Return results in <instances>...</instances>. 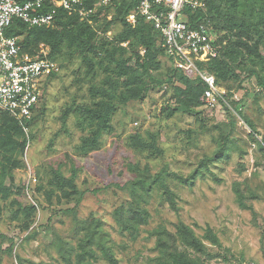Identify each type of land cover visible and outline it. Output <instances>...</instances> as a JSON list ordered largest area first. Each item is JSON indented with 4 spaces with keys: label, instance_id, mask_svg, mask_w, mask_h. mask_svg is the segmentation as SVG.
<instances>
[{
    "label": "rangeland",
    "instance_id": "374dc122",
    "mask_svg": "<svg viewBox=\"0 0 264 264\" xmlns=\"http://www.w3.org/2000/svg\"><path fill=\"white\" fill-rule=\"evenodd\" d=\"M215 3L227 18H244L248 10L247 1L233 11L225 0ZM114 15L110 5L93 16L89 25L96 45L123 31L122 21L112 23ZM209 15L218 48L222 52L230 50L236 66L235 77L218 83L226 93L225 103L210 108L200 99L189 113H181L178 101L184 97L178 90L183 91L185 86L179 81L165 82L172 69L168 59L157 55L145 75L131 58L137 53L142 58L144 50L128 47L124 54L116 52L115 60L131 58L127 64L142 74L150 89L142 99L117 108L110 132L102 137L98 150L85 155L80 154L79 145L86 133L77 128L76 116L65 117L66 111L73 104H90V87L99 86L115 66L105 71L104 54L81 53L73 48L64 51L56 62V75L46 81L38 119L25 150L11 154L0 150V164L11 156L16 165L9 166L13 184L3 179L10 195L0 201V264H18L17 258L23 264H64L58 253L60 242L78 252V243L84 241L90 228L95 231L93 258L87 255L85 262L112 264V258L114 264H153L150 259L157 256L153 231L165 226L174 232L178 222L190 226L204 243L210 255L209 260L202 257L205 264H264V87L251 76L250 68L259 69L263 78L264 69L253 66L252 56L238 44L240 39L253 45L257 36L239 34L213 10ZM109 27L110 31L105 32ZM258 49L264 60V47ZM86 59L95 68L92 74L87 73ZM157 82L161 85L155 86ZM169 110H174L171 117L167 116ZM245 121L252 123L254 131ZM146 132L158 135L160 157L146 158L128 148L129 135ZM224 138L228 139V153L208 168L199 167L203 159L214 156ZM198 167L203 176L198 174L192 185L184 183L183 179ZM49 168H60L66 177L76 175V187L83 193L78 205L62 198L59 201V193L48 200L46 190L38 189L46 187ZM159 173L166 175L174 208L164 196L163 187L155 184L148 202L141 203L149 212L148 222L136 226L128 220L134 209L129 187ZM137 188V194L143 195ZM28 205L36 207L28 231L33 233L30 239L25 238L28 232L22 231V224L13 220L14 213ZM121 208L123 214L117 217L115 211ZM208 230L219 247L204 237ZM12 243L10 256L6 249Z\"/></svg>",
    "mask_w": 264,
    "mask_h": 264
},
{
    "label": "trees",
    "instance_id": "16d2710c",
    "mask_svg": "<svg viewBox=\"0 0 264 264\" xmlns=\"http://www.w3.org/2000/svg\"><path fill=\"white\" fill-rule=\"evenodd\" d=\"M205 2L204 9H198L196 11H189L186 9L185 14L191 27L199 20L200 23H204L210 28L215 35V29L211 25L210 11H215L217 16L222 17L229 23L230 28L236 29L237 32L243 36H247L254 33L257 38L253 45L246 43L245 41L238 40L239 46L245 48V52L252 56L250 59L253 61V66H257L260 69H264V60L260 55L259 46L264 47V0H225L226 4L231 6L232 11L237 9V6H243L246 1L248 4V10L244 15V18H227L219 13V7L216 5L215 0H199ZM51 0H45L43 12L49 11L52 7ZM100 0H84V4L87 8H91L94 4H98ZM139 0H111L108 6H112L115 15L112 20L122 21L124 26L123 31L109 40V38L99 45H96L93 41L95 33L90 29V23L80 21L78 16L68 15L62 9L57 11L56 20L51 27H30L21 21L14 20L10 27L6 31V36L18 38L17 42L20 47V53L26 54L29 57H35V53L38 47H47V58L56 62L63 57L64 51L73 48L76 51L84 53L89 51L97 55L104 54V60L107 65L105 71H108L110 65H114L115 69L112 70V74H107L99 86L92 85L89 90L91 99L90 104L84 103L83 105L73 104L66 111L65 117L69 114L76 116V126L86 136L80 141L79 151L80 154H88L98 150L100 147L102 137L110 132L111 120L119 106H123L131 101H137L144 97L146 91L150 89L151 85H148L143 81L142 74L137 70L129 67L127 62L134 58L135 63L139 69L143 70V74L147 75L150 64H154V59L157 55H164L168 61L172 64V69L167 75L166 83L172 84L174 81H179L185 86L183 91H179L184 97L183 101H178V111L181 113H189L192 107L199 105V100L202 99L203 92L206 88L201 79H188L184 74L176 69L173 65L172 58L168 57L161 47V37L156 32L152 25L146 22L140 16L135 17L133 24L127 21V16L137 9ZM108 6H97L95 14L98 16L104 11V8ZM94 14V15H95ZM92 15L90 21L95 17ZM112 25V24H111ZM110 31V27L105 29V32ZM21 40L19 41V39ZM215 45L218 48V42L215 39ZM112 43H116L112 45ZM122 44H126L125 47ZM142 48L144 50V56L132 54L130 59H118L115 60L114 54L120 52L125 53L126 48ZM67 52H70L67 51ZM142 59L140 62L139 60ZM234 58L232 52H222L218 48V56L215 59L210 60L207 63H199L198 68L214 76L217 86L221 81H226L236 76V66L233 63ZM87 66H89L87 73H94L95 68L89 60H85ZM100 65V64H99ZM251 76L255 77L258 84L264 87V78L261 77L259 69L256 67L250 68ZM129 73V74H128ZM114 74L115 78L112 76ZM56 74L52 73L43 81L41 85V97L34 109L31 119L27 122V133L23 130V126L9 113L0 110V150L6 154L13 152L22 153L27 144L29 143L30 131L35 127L38 116L36 113L39 110L41 99L44 97V91L46 89V81ZM161 82H157L155 86H160ZM122 88L123 91L118 92V89ZM226 97V96H225ZM203 100V99H202ZM190 107V108H189ZM42 111V110H41ZM174 110H169L167 116L171 117ZM253 131V126L250 121H245ZM227 138L222 139L218 144V148L213 157L203 159L199 167L208 168L211 164L217 162L221 157L228 153ZM158 144V135L146 132L144 134L134 133L127 137L128 148L137 155L157 158L161 156V150ZM261 150H263L261 148ZM10 156V155H9ZM6 162L1 165L0 173V201L7 200L10 195V188H5L3 179L9 180L10 185L13 184L11 176V168L9 166H16L11 160V156L6 158ZM137 168V166H134ZM198 167V168H199ZM199 169H195L188 178H184V183L192 185L193 179L199 174L203 176L202 171L199 173ZM45 173V172H43ZM166 175L159 173L154 175L151 179H139L133 182L129 187V195L131 197V204L134 206L133 210H130L131 217L129 222H134L136 226L145 225L148 222L149 212L141 203L148 202L150 199V193L152 186L155 184L163 187V194L166 196L174 208L173 194L167 187L165 182ZM46 187L40 186L39 190H46L47 198L50 200L57 193L60 194L58 200L66 199L67 202L73 201L76 205L83 198V193L76 187V175L72 173L70 177L64 176L60 168L56 170L50 169L45 173ZM140 187L143 191V195H138L137 191ZM35 206L28 205L16 211L13 216V220L22 224V231L28 232L31 225L34 222ZM121 209H117L115 214L117 217H121L123 212ZM123 221L120 219V223ZM128 223V221H127ZM122 226H124L121 223ZM33 233H29L25 236L26 239H30ZM155 238L154 251L157 256L150 259L153 264H205L202 257H206V260L210 255L206 252V247L202 240L196 236L193 229L184 224L178 222L174 227V232L169 231L165 226H159L152 233ZM213 245L220 246L217 238L211 231H207L205 236ZM95 231L90 228L84 235V241L78 243V252L74 247L68 246L63 242H60L58 246L59 256L64 264H90L89 261L85 262L86 256L93 258L92 246H94ZM1 246V244H0ZM14 244L12 243L7 249L6 254L12 255V249ZM1 248V247H0ZM109 255V254H107ZM18 264H23L20 258H17ZM112 264L115 261L110 258Z\"/></svg>",
    "mask_w": 264,
    "mask_h": 264
},
{
    "label": "built area",
    "instance_id": "2783aa9c",
    "mask_svg": "<svg viewBox=\"0 0 264 264\" xmlns=\"http://www.w3.org/2000/svg\"><path fill=\"white\" fill-rule=\"evenodd\" d=\"M111 0H100L87 8L84 0H51V9L43 12L45 0H0V110L9 113L27 133V122L41 97V85L56 71V64L47 58L48 49L41 47L40 54L29 57L20 53L17 38L6 36L14 20L30 27H51L57 11L77 15L80 21L90 23L97 6H108ZM199 0H139L137 9L127 16L134 23L140 16L150 23L161 37V47L173 60V65L188 79L199 78L206 86L202 99L214 108L225 103L226 93L217 86L214 76L198 68L218 56L214 34L199 20L190 26L185 11L204 9ZM124 46L126 44H123Z\"/></svg>",
    "mask_w": 264,
    "mask_h": 264
}]
</instances>
